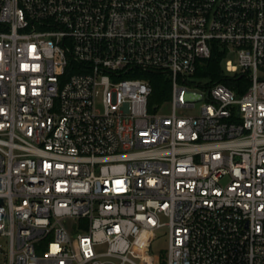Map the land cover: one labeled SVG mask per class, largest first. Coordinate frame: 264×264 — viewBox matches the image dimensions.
Here are the masks:
<instances>
[{"label": "built area", "instance_id": "built-area-1", "mask_svg": "<svg viewBox=\"0 0 264 264\" xmlns=\"http://www.w3.org/2000/svg\"><path fill=\"white\" fill-rule=\"evenodd\" d=\"M217 46L242 93L192 80ZM163 228L264 264V0H0V264H160Z\"/></svg>", "mask_w": 264, "mask_h": 264}, {"label": "trees", "instance_id": "trees-1", "mask_svg": "<svg viewBox=\"0 0 264 264\" xmlns=\"http://www.w3.org/2000/svg\"><path fill=\"white\" fill-rule=\"evenodd\" d=\"M226 59L225 51L220 47H215L209 59L199 61L194 77L204 80V83H222L226 87L234 90L237 94L242 93L250 84L247 73H236L232 76L226 75L222 67V62ZM152 86L150 105L160 104L170 96V81L160 72L139 73ZM164 264V262H161Z\"/></svg>", "mask_w": 264, "mask_h": 264}, {"label": "rangeland", "instance_id": "rangeland-1", "mask_svg": "<svg viewBox=\"0 0 264 264\" xmlns=\"http://www.w3.org/2000/svg\"><path fill=\"white\" fill-rule=\"evenodd\" d=\"M231 61L233 63H236L237 59H236V55L235 54H230L223 62H222V67L224 69L225 67V61ZM260 76V75H259ZM193 81H196L198 83H204V80H200L196 77L193 76ZM163 111H167L166 108ZM145 240H147V242L150 244V253L152 255H154L158 261L160 259V264L162 261V255L164 253V250L167 248V231L165 228L160 229L156 232H154L153 234L147 236L144 238ZM136 254H141L142 251L136 249L135 250ZM157 261V263H158ZM159 264V263H158Z\"/></svg>", "mask_w": 264, "mask_h": 264}]
</instances>
